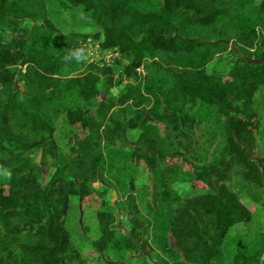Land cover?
<instances>
[{
	"label": "trees",
	"instance_id": "obj_1",
	"mask_svg": "<svg viewBox=\"0 0 264 264\" xmlns=\"http://www.w3.org/2000/svg\"><path fill=\"white\" fill-rule=\"evenodd\" d=\"M57 2L82 9L98 30L62 33L45 0H0V264H82L65 224L71 197H104L107 188L94 184L116 161L146 168L153 198L147 218L141 216L129 180L123 216L131 237L114 229L112 213L92 207L100 233L95 248L135 251L133 239L145 231L171 258H145V264H227L222 245L230 229L249 224L259 205L207 187L221 160L246 164L244 147L256 141L259 125L249 121L261 123L253 102L264 87V0ZM88 40L127 60L119 78L107 65L76 62L69 50L83 48L87 56ZM227 52L235 57L229 68L209 72L208 65ZM122 80L127 84L111 96ZM88 103H95L96 117ZM118 108L128 117L118 116ZM59 120L73 129L65 150L55 140ZM204 124L211 129L202 148L196 135ZM128 131H137V139L123 150ZM36 149L51 153L53 172L44 182L25 158ZM167 163L182 170L168 173ZM29 234L37 241L15 244ZM237 245L231 264H264V232L243 234Z\"/></svg>",
	"mask_w": 264,
	"mask_h": 264
},
{
	"label": "rangeland",
	"instance_id": "obj_2",
	"mask_svg": "<svg viewBox=\"0 0 264 264\" xmlns=\"http://www.w3.org/2000/svg\"><path fill=\"white\" fill-rule=\"evenodd\" d=\"M45 2L48 17L53 20L55 26L62 33L79 32L91 34L98 30L89 20L87 13L82 9L63 6L57 0H45ZM259 44H262V40H260ZM83 46L87 54V63H97L100 66L107 65L114 70L115 78L120 77L123 67L127 64V60L123 56L113 50L101 51L93 42H86ZM234 59L235 57L230 52L220 55L208 65V71H225ZM254 60V57L246 59L247 62H254ZM139 73L143 75L144 71L140 69ZM126 84L127 81L122 80L118 87L110 90V95L116 96ZM104 86L105 82L101 79L98 83L101 97L105 95ZM16 88L22 90L20 84H16ZM94 104L88 103L87 110L91 116L96 117L97 108ZM197 107V103H194L189 108L190 113H194ZM253 107L260 117L261 123L259 124V121L256 119L249 121V125L251 124L252 126L254 124L257 127L258 124L259 128L255 144L244 147L247 155L246 164L236 165L232 164L228 159L221 160L218 166V174L214 178L213 183L207 187L208 192L211 194L236 197L246 206L251 201L259 205V209L253 213L252 221L249 224L236 225L230 229L229 237L222 245L227 264H231L234 250L238 246L237 239L239 236L246 234L252 237L257 232H264V87L256 94ZM117 111L118 116L121 118L128 117V114L123 109L118 108ZM56 128V143L61 149L65 150L69 145L68 137L73 132V129L64 120L57 121ZM11 129L14 134L27 138V135L17 127L12 126ZM210 129L211 126L209 124H204L197 132L196 138L199 141V147H206L207 137L205 132ZM137 135V131H128L126 142L119 144V146L123 150L133 147ZM25 156L27 160L35 164L36 172L34 174L36 178L42 182L46 181L53 172V168L50 165L51 153L48 150L36 149ZM168 163L162 166L164 171L170 173L182 170V166L175 165L171 167ZM147 174V169L142 166L130 164L126 161H116L112 169L108 173L103 174L100 177V181L94 184L96 189L107 188L104 197L100 198L96 195L71 197L70 207L65 216V224L70 232L72 247L81 253L82 264H99L100 261H104L106 264H145V258L154 262H158L160 259H166L169 263L171 262V258L167 254L152 244L149 233H145V231H141V238L139 240L133 239L136 245H138L135 251L125 250L118 252L112 248L101 251L92 245V242L100 237L95 219L93 218L94 210H90L97 205L100 210L114 215L115 221L113 227L120 236L128 235L131 237L129 231L130 225L123 216L125 211L124 203L129 193V180L131 178L134 179L136 189L133 194L136 197L140 214L147 218V205L152 202L153 198V186ZM204 194L205 192L202 191L193 192V195L197 196ZM158 207L164 206L158 205ZM36 241L33 235H21L17 238L15 244L34 243ZM169 243L172 247H175V240L172 234L169 235Z\"/></svg>",
	"mask_w": 264,
	"mask_h": 264
},
{
	"label": "clouds",
	"instance_id": "obj_3",
	"mask_svg": "<svg viewBox=\"0 0 264 264\" xmlns=\"http://www.w3.org/2000/svg\"><path fill=\"white\" fill-rule=\"evenodd\" d=\"M69 52L72 54V56L74 57L77 63H80L87 59V56L85 55L83 48L72 49V50H69ZM62 59L65 63L70 61L67 55L64 56Z\"/></svg>",
	"mask_w": 264,
	"mask_h": 264
},
{
	"label": "built area",
	"instance_id": "obj_4",
	"mask_svg": "<svg viewBox=\"0 0 264 264\" xmlns=\"http://www.w3.org/2000/svg\"><path fill=\"white\" fill-rule=\"evenodd\" d=\"M87 42H91L90 40H88Z\"/></svg>",
	"mask_w": 264,
	"mask_h": 264
}]
</instances>
